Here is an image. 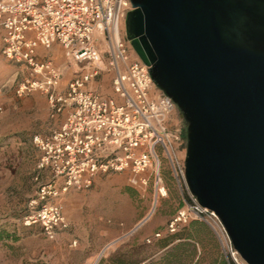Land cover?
<instances>
[{
  "label": "built area",
  "instance_id": "built-area-1",
  "mask_svg": "<svg viewBox=\"0 0 264 264\" xmlns=\"http://www.w3.org/2000/svg\"><path fill=\"white\" fill-rule=\"evenodd\" d=\"M131 10L130 0H0V54L25 70L16 97L40 93L51 119L66 113L60 126L33 137L41 155L26 225L40 226L51 240L70 230L61 199L90 191L97 178L130 172L135 185L152 180L154 202L161 201L169 192L162 172L167 160L177 184L188 190L180 156L187 143L180 129L170 127L178 107L122 36ZM55 47L64 54L62 64L47 55ZM104 79L109 91L100 86ZM188 194L167 232L192 220L205 222L227 263L245 264L216 213ZM161 237L157 232L147 242Z\"/></svg>",
  "mask_w": 264,
  "mask_h": 264
},
{
  "label": "water",
  "instance_id": "water-1",
  "mask_svg": "<svg viewBox=\"0 0 264 264\" xmlns=\"http://www.w3.org/2000/svg\"><path fill=\"white\" fill-rule=\"evenodd\" d=\"M130 1L126 40L187 125L189 192L264 264V0Z\"/></svg>",
  "mask_w": 264,
  "mask_h": 264
},
{
  "label": "rangeland",
  "instance_id": "rangeland-1",
  "mask_svg": "<svg viewBox=\"0 0 264 264\" xmlns=\"http://www.w3.org/2000/svg\"><path fill=\"white\" fill-rule=\"evenodd\" d=\"M122 36L126 39L125 23ZM60 56L62 60V51ZM20 78L23 77L19 75ZM100 86L105 91L110 89L108 81ZM23 99L15 104L0 100V231L7 234L0 241V264H96L102 256L99 264L124 249L143 251L153 247L157 239L151 243L147 239L153 237L150 232L154 229H159L162 237L168 234L169 220L190 198L186 186L180 187L175 181L167 160L163 161L162 172L169 192L161 201L154 202L152 180L145 185H135L131 173L122 172L100 177L88 191L92 196L72 200L67 205L69 213L82 219V227L89 231V237H82L88 239L89 247L85 251L78 250L79 240L70 249L69 241L59 237L64 232L51 240L40 226L26 225L27 216L33 212L31 202L35 200L38 188L35 177L39 158L32 143L36 135L32 129L38 122L22 109ZM172 118L173 127L186 131L187 125L179 109ZM180 156L183 160L186 158V148L180 151ZM65 197L61 199L63 209ZM192 222L200 221L192 220L179 230ZM200 223L211 232L218 245L219 257L225 259L211 228L205 222ZM196 262L211 264V242L205 248L197 247L193 264Z\"/></svg>",
  "mask_w": 264,
  "mask_h": 264
},
{
  "label": "crops",
  "instance_id": "crops-1",
  "mask_svg": "<svg viewBox=\"0 0 264 264\" xmlns=\"http://www.w3.org/2000/svg\"><path fill=\"white\" fill-rule=\"evenodd\" d=\"M39 53L41 56L47 54L43 50H40ZM60 54H61L60 48L55 47L52 50V52L48 53L47 55H51L56 62L61 63L63 59L60 60L61 58ZM24 73H25L24 68L14 65L12 62L7 60L6 58H4V56L0 54V100H3V99L10 100L13 104H15V102L17 101H20V99L16 97L14 90L17 84L22 80V78H20L19 80V75L24 77ZM104 81L105 82L103 83H106L105 79ZM21 104H22L23 110L28 111L32 115V117H35L37 119L38 123H36L34 125L35 128L32 129L33 131H35L36 135L48 134L52 129L60 126L66 117V113H64L56 119H51L48 100L45 95L40 94V93H34L28 98L25 97V99L21 100ZM173 122H174V119L171 118L170 127L174 129L175 126L173 127ZM32 143H33V138H32ZM36 152H37L38 158H40V155H41L40 152L38 150H36ZM98 179L99 178L95 180V183H97ZM92 195L93 194H90V193L88 195V192H82L79 194L76 191H71L69 194L66 195L64 199V201L66 202V205L64 207V214L70 223V230L67 232L61 233L59 237L69 241L70 249H73V247L77 245L78 240H79L80 243H79L78 250L85 251L89 247L88 239L84 240L82 239V237H89V231H86V229L82 227L81 225L83 221L82 219L73 217L69 213L68 211L69 207L67 205L71 203L72 200H76L78 198H84L86 196H92ZM158 231L159 229H154L152 230V232H150V234L153 235Z\"/></svg>",
  "mask_w": 264,
  "mask_h": 264
},
{
  "label": "trees",
  "instance_id": "trees-1",
  "mask_svg": "<svg viewBox=\"0 0 264 264\" xmlns=\"http://www.w3.org/2000/svg\"><path fill=\"white\" fill-rule=\"evenodd\" d=\"M182 135L186 141V131L182 132ZM4 235L7 234L0 231V241L7 237ZM210 242L211 264H228L225 259L219 257L218 245L213 235L200 222H192L174 234L164 235L156 240L153 247L146 248L147 250L124 249L103 259L99 264H193L197 247L205 248ZM144 252L146 253L143 254Z\"/></svg>",
  "mask_w": 264,
  "mask_h": 264
},
{
  "label": "bare ground",
  "instance_id": "bare-ground-1",
  "mask_svg": "<svg viewBox=\"0 0 264 264\" xmlns=\"http://www.w3.org/2000/svg\"><path fill=\"white\" fill-rule=\"evenodd\" d=\"M98 261H99V259H98Z\"/></svg>",
  "mask_w": 264,
  "mask_h": 264
}]
</instances>
